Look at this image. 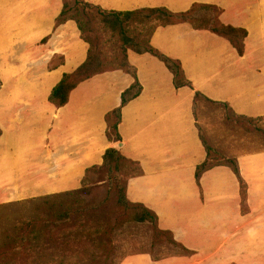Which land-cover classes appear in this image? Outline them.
I'll use <instances>...</instances> for the list:
<instances>
[{
	"label": "crops",
	"instance_id": "1",
	"mask_svg": "<svg viewBox=\"0 0 264 264\" xmlns=\"http://www.w3.org/2000/svg\"><path fill=\"white\" fill-rule=\"evenodd\" d=\"M85 1L117 12L216 5L222 24L247 30L244 53L188 23L157 26L150 44L180 61L190 87L176 88L162 61L129 50L142 90L122 108L121 141L113 142L106 115L134 78L123 70L96 74L56 107L50 93L86 60L88 43L74 21L55 26L63 0H0V204L76 191L105 150L122 143L121 153L139 166L127 178L128 200L153 212L180 248L132 253L117 264H264V149L230 154L243 192L227 163L197 178L207 152L194 113L198 92L264 122V0Z\"/></svg>",
	"mask_w": 264,
	"mask_h": 264
},
{
	"label": "rangeland",
	"instance_id": "2",
	"mask_svg": "<svg viewBox=\"0 0 264 264\" xmlns=\"http://www.w3.org/2000/svg\"><path fill=\"white\" fill-rule=\"evenodd\" d=\"M67 1L69 7L74 5V0ZM156 23L132 24L129 35L138 33L137 40L147 42ZM92 26L94 30L86 34L102 52L105 68L118 67L122 56L120 37L99 29L96 22ZM52 65L48 63V67ZM40 66H44L43 59ZM194 113L202 139L210 149V164L232 160L230 154L235 149H264L262 119L236 116L227 106L202 98L195 101ZM131 174V170L124 167L119 173L120 180L124 182ZM108 187L105 169L99 167L88 173L86 183L76 191L0 204V247L20 236V228L27 222L37 220L43 226L56 220L55 227L44 229L43 236L13 261H9L12 253H7L0 258V264H117L132 253L152 252L162 256L179 249L156 223L131 221L116 199V193ZM65 214L69 215V221L61 223L57 218Z\"/></svg>",
	"mask_w": 264,
	"mask_h": 264
},
{
	"label": "trees",
	"instance_id": "3",
	"mask_svg": "<svg viewBox=\"0 0 264 264\" xmlns=\"http://www.w3.org/2000/svg\"><path fill=\"white\" fill-rule=\"evenodd\" d=\"M73 10L74 13L69 11ZM220 7L210 4L193 3L191 7L184 11L174 13L166 8H153V9H138L133 11H106L98 6L87 3L85 0H74V5L69 7L67 0H63V7L55 20V26L72 20L76 23L81 38L88 43V55L86 60L72 73L64 74L60 82L52 89L49 100L56 106L61 107L68 101L69 94L76 87V85L96 74L104 73L111 70H123L130 74L134 81L125 89L121 94L120 106L112 110L106 115V136L110 141L119 142L121 137L119 134L118 126L121 120L122 108L131 100L136 98L141 90L142 86L137 79L136 69L132 66L127 57L128 51H133L137 54L149 53L162 61L167 69L173 75V81L176 88L189 86L190 84L186 81L184 71L180 61L170 58L150 44V37L147 42L138 41L139 34L129 35V26L134 24H144L150 22H157L156 26H167L179 23L191 24L195 29L208 30L218 36L227 39L230 44L236 49L239 55L244 53V39L247 36V30L244 28L234 27L231 25H224L220 22L219 16L221 14ZM98 24L99 29L110 31L113 34H117L121 39L122 56L118 62V67L113 69H106V64L102 60V52L95 46L93 38L87 36V32L94 30L92 26L94 23ZM152 30V32L154 31ZM1 84V83H0ZM198 98H202L212 104L224 105V103L215 102L204 97L202 94L196 92L194 101ZM245 118V117H242ZM254 119V118H246ZM260 120V118H255ZM207 157L196 167V177L199 178L201 173L209 168L210 166L217 163H209V151L208 145L204 142ZM102 164L100 166H93L88 169V173L94 169L103 167L105 169V179L109 183L108 190L115 192L117 200L125 213L129 215L131 221L145 222L150 221L156 223V215L148 210L143 204L133 203L128 200L126 196V182L127 179L122 182L120 180V171L127 166L132 172L131 175L138 173L139 166L136 162L127 159L119 149L110 147L105 150L102 156ZM229 164L238 178L240 179V187L242 192L244 191L245 185L240 178L236 163L232 160L228 162H222ZM134 171V172H133ZM86 176L82 180V186L86 183ZM130 175V176H131ZM122 184V186H120ZM61 223H67L69 221V215L65 214L57 218ZM56 220H51L47 225H39V221L27 222L20 228V236L16 239H12L7 243H4L0 247V258L5 256L7 253H12L9 257V261H13L19 254L25 251L33 241L39 240L43 236V230H50V227H55ZM157 226V224H156ZM158 228V227H157ZM159 229V228H158ZM160 230V229H159ZM163 231V230H161ZM170 234L169 231H163ZM172 237V236H171ZM172 241L178 248L180 246L173 240Z\"/></svg>",
	"mask_w": 264,
	"mask_h": 264
},
{
	"label": "water",
	"instance_id": "4",
	"mask_svg": "<svg viewBox=\"0 0 264 264\" xmlns=\"http://www.w3.org/2000/svg\"><path fill=\"white\" fill-rule=\"evenodd\" d=\"M121 147H122V143H118L115 148L120 149Z\"/></svg>",
	"mask_w": 264,
	"mask_h": 264
}]
</instances>
